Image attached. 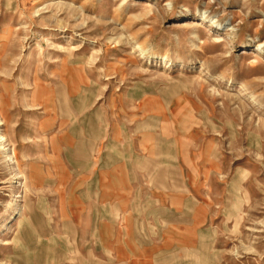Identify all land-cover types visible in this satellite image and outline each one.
<instances>
[{
    "label": "rangeland",
    "instance_id": "1",
    "mask_svg": "<svg viewBox=\"0 0 264 264\" xmlns=\"http://www.w3.org/2000/svg\"><path fill=\"white\" fill-rule=\"evenodd\" d=\"M261 43L264 0H0V135L15 155L0 151V264H131L102 253L93 206L124 140L181 162L170 178L190 213L159 229L136 216L152 241L134 264H264Z\"/></svg>",
    "mask_w": 264,
    "mask_h": 264
},
{
    "label": "crops",
    "instance_id": "2",
    "mask_svg": "<svg viewBox=\"0 0 264 264\" xmlns=\"http://www.w3.org/2000/svg\"><path fill=\"white\" fill-rule=\"evenodd\" d=\"M44 86H47L45 90L48 92L50 86ZM56 114L57 113L52 112L49 118L50 120L41 123V129L52 130L51 128L54 125L53 122L57 124V118L54 116ZM47 122L50 123V125H46ZM44 125H46V127H44ZM58 140V138L52 139L51 144H56ZM115 142L119 144L120 141ZM115 142L110 143L111 146L114 145ZM120 143V147H122L123 151L121 152V156L117 158L119 159L117 160L119 164L112 165L115 167L108 170L105 169L106 167L104 165L99 167V178L95 182V187H97L101 196L95 198L94 202L97 205L94 203L93 206L96 207L98 211H103L106 215L102 219V225L95 226V230H99L98 237L101 238V245L105 246V251L102 253L105 255L107 253L106 256H109V252L115 255L116 258L119 255L126 260L131 259V264H134L132 261L138 259L135 256V253L138 252L136 246L139 243L146 241L150 243L152 241L151 238L147 239L148 237H145L142 232H140V234L137 233L139 226H137L136 216H138L140 222L146 226L152 225V223L155 222L153 226L158 227V229L160 220L164 221V217H168L170 214L177 219L189 223L188 220H185L190 216V213L184 209L185 199L180 197L181 195L175 196L173 181L170 178V175L173 174L172 172H176L177 174L180 173L181 176H184L186 174V169L184 170L183 167L184 172H182V170L178 168L179 165L181 166V162H178L179 164L177 166H170L166 162L158 164L149 162L150 156L147 154L148 147L143 145L145 143H139L138 145L140 150L143 148V152L139 156H135V150H133V147L135 149V145H133L132 141L127 142L124 140ZM118 148L119 147H115L113 149L117 150ZM108 150L112 149L109 148ZM150 155L152 156L154 154ZM52 156L58 157L57 152H53ZM65 165H67V167L76 166L69 162ZM174 167L177 168L174 169ZM157 177H167L169 181H166L162 188H159L157 187ZM153 204L166 206L165 208L151 209L150 207ZM138 206L140 207L138 208ZM109 215L111 216L110 221H104ZM195 224L198 226L197 222ZM168 225L176 227L174 221L169 222ZM191 228L190 226H185L179 229L182 235V239L180 238V240L184 241V237L191 233ZM185 229H188V232H185ZM109 230L117 232L109 233ZM119 259L114 260L116 261ZM121 260L124 261V259ZM108 261H111L109 257Z\"/></svg>",
    "mask_w": 264,
    "mask_h": 264
},
{
    "label": "bare ground",
    "instance_id": "3",
    "mask_svg": "<svg viewBox=\"0 0 264 264\" xmlns=\"http://www.w3.org/2000/svg\"><path fill=\"white\" fill-rule=\"evenodd\" d=\"M148 5H146V7H148L149 9H152V7L153 6H155V5H153V3H151V2H146ZM212 23L213 24H215L216 25V27L217 28H219V23H218V21H216V20H213L212 21ZM194 26V25H193ZM196 26L197 27H200V26H202V24L200 23V22H198V24H196ZM195 27V26H194ZM2 33H3V31H2ZM218 42H222V39H219V41ZM140 47V50L142 51L143 49L141 48V46H139ZM259 47L260 48H264V43H261L260 45H259ZM165 57V58H164ZM163 58H164V60H168V57L167 56H164ZM5 124V121H4V119H2L1 117H0V126H3ZM8 142V138L6 137V135H0V151H5L6 153H7V155H6V157L8 158V160H14V157H15V155H14V152H10L9 151V148H8V146H7V143Z\"/></svg>",
    "mask_w": 264,
    "mask_h": 264
}]
</instances>
